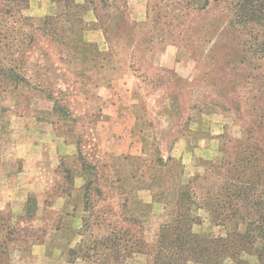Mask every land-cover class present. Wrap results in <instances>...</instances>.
Here are the masks:
<instances>
[{
	"label": "rangeland",
	"instance_id": "obj_1",
	"mask_svg": "<svg viewBox=\"0 0 264 264\" xmlns=\"http://www.w3.org/2000/svg\"><path fill=\"white\" fill-rule=\"evenodd\" d=\"M202 4L113 0L106 16L29 0L34 28L21 27L38 46L25 80L0 72V264H115L95 249L111 235L120 264H150L185 190L194 233H243L246 221L210 206L237 175L257 185L235 209L259 215L264 56L244 50L222 0ZM253 245L218 264H264V239Z\"/></svg>",
	"mask_w": 264,
	"mask_h": 264
},
{
	"label": "trees",
	"instance_id": "obj_2",
	"mask_svg": "<svg viewBox=\"0 0 264 264\" xmlns=\"http://www.w3.org/2000/svg\"><path fill=\"white\" fill-rule=\"evenodd\" d=\"M65 3L74 0H54ZM87 4H95V10L99 7L108 11L103 13L111 16V4L113 0H83ZM115 1V0H114ZM194 5L202 1L204 6L209 0H188ZM230 15L232 26L237 28L239 34L244 36L241 45L244 50L250 51L254 55L264 56V0H222ZM29 7V0H0V72H9L8 76L16 83L19 80H25L22 70L25 69L29 60L24 54L26 50H33L38 46V42L33 31L24 30L21 25L25 24L31 29L34 28L31 17L23 15V11ZM46 20H43L45 22ZM6 60L7 66L3 65ZM40 66V65H38ZM244 177V174L242 175ZM229 178L228 183L233 189L227 190V193L221 197L211 199V208L213 213L220 208L231 209L229 213L220 212L219 216L223 219L239 217L246 221V229L243 233L235 232L225 237L203 238L194 233L191 229L196 221V216L191 213L189 204L194 202V196L185 190L179 198L178 216L171 223L161 227L157 243L154 247V254L150 264H187L189 261L207 262L218 264V260L225 254L237 255L239 251H252L254 249V240L257 236L264 239V199L259 197L251 200V205L258 208L260 212L256 218H249L238 213L235 206L240 199V193L250 188L243 187L247 184L251 188L257 184L241 179L238 175ZM233 183H239L235 186ZM224 197V198H222ZM245 200H248L246 197ZM188 209H184V207ZM205 206H207L205 204ZM183 207V209H182ZM218 216V215H217ZM114 237V238H113ZM111 235L102 239L95 245L106 249L108 259L114 260L115 264H120L118 260L121 256V249ZM257 250V249H255ZM264 245L257 253V258L264 259ZM105 264V263H104Z\"/></svg>",
	"mask_w": 264,
	"mask_h": 264
}]
</instances>
